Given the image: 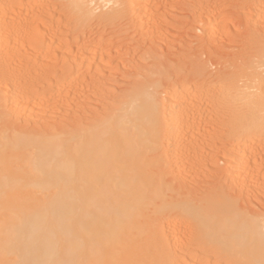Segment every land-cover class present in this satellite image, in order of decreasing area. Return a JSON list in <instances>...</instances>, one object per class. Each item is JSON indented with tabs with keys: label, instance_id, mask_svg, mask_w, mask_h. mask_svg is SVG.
<instances>
[{
	"label": "bare ground",
	"instance_id": "obj_1",
	"mask_svg": "<svg viewBox=\"0 0 264 264\" xmlns=\"http://www.w3.org/2000/svg\"><path fill=\"white\" fill-rule=\"evenodd\" d=\"M103 1L105 4L104 6L103 3H100V5H102L100 6L98 5L99 2H94L93 0H67V2L72 5V7L68 9L73 8L75 14L73 15L76 23H73V25L83 24V27L79 26L81 28H78L80 32L87 24V28L91 27V25L89 26L91 22H95L96 24V21L98 23V20H102L111 13H113L114 16L117 15V18L119 16L124 18L123 14L127 13V10L131 9L132 11L135 5L141 8V5L143 6V4L146 5L148 3V0ZM64 2L65 1H63V4ZM67 2H65V4ZM18 3L19 2L16 1L15 4L18 5ZM1 5L3 6V4ZM19 5L20 8H18V6V10H16V13L19 15L14 14L15 12L11 10L13 8H9L10 5L6 6L7 10L3 7V12L6 11L8 13L5 12L3 13L4 15L1 16L2 11H0L1 42L10 41L9 43H13L11 40L16 37L15 35L20 34L19 32L23 30L22 28L24 26L28 27L27 22L23 20L24 18H21L22 15L20 13L21 11L24 12L25 8L28 6L23 0H21ZM14 6L16 5L11 7ZM105 8H107V10H104ZM68 9L67 11H70ZM143 9H145L144 6ZM10 11H12L14 16H12ZM141 13L144 16L146 12L143 13L141 9ZM133 14L136 13L134 12ZM73 15L72 12L71 14H67V19ZM26 19L28 21V17ZM92 25H94V23H92ZM71 27L70 29L73 28ZM213 30L215 31L216 29ZM219 30L220 29H218V31ZM75 31L77 32V30ZM37 32L38 31L31 30L23 36L27 39L33 38ZM20 35L18 37H20ZM17 39L20 40L19 38ZM15 44L19 46L17 41ZM9 46L10 44H8V48ZM2 47H0V49ZM5 48L6 47L0 50V56H3L2 59L0 57V88L4 90L3 93H8L6 96L12 95V97H14L17 103H14L16 104L14 107L19 109L25 107L29 102H34L36 97L38 98L36 90L39 88L36 89L37 84L35 88L33 85V87L29 85V83L33 84L34 81L29 80L30 82H28L27 79L24 78L25 73L23 75L21 71L17 70V68L20 67L16 68L18 64L14 65L15 61H12V59H10V57L8 58V55L3 52ZM19 49H21V47ZM19 49H17L19 51L18 53L23 52V49L21 52ZM10 51L13 52L14 50ZM15 53L17 52L15 51ZM256 53H258V55L255 54L247 58L245 64L241 66L242 68L239 67L241 69L236 73L237 78H243L245 81H254L253 83H257L258 86L262 87L253 97L249 98L250 95H247L248 99L244 102L241 111L237 109L239 113L236 115V122L239 123L241 127H247L252 130L257 129L259 126H264V79L259 73H251V69H249L250 72L248 73L247 68L255 66H253V59H258L257 67L260 65L264 66V44L259 47ZM16 55L18 58L19 54ZM15 57L16 56L13 58ZM192 58L193 60L188 61V59H186V61L193 62L194 57ZM196 58L199 60V56ZM182 59L185 60L184 57ZM197 59L195 60L197 61ZM15 60H17L16 63H19L18 59ZM67 60L70 63L72 62L70 61L71 58ZM89 60L92 59L89 57ZM179 60L181 61L180 58ZM186 61H184L183 64H185ZM74 62H76V59L73 60L72 64ZM160 62L159 64L155 63L158 67L157 69L154 65L151 66L153 68L155 67L152 73L162 75L164 72L168 71H166V69L170 68L169 65H174V60L173 62L167 63ZM192 62L188 64L192 65ZM217 62L218 64L220 63L216 60L215 63ZM187 63L185 65H187ZM36 64L37 63L34 64L35 67H38ZM183 64L180 66L177 64L178 68L176 69L184 70V68L186 69L188 67V65L185 66ZM69 66L71 67L72 65ZM84 66H86V63L83 67ZM193 66H195L194 69H208V64L202 61L197 62V64ZM256 66L255 68H257ZM29 67L27 69H29ZM66 67H63V69H65L64 71H66ZM151 67L149 65V68ZM61 68L62 67H60V71H62ZM255 68L253 69L254 72L257 70H255ZM194 69H191L193 71V76L195 75ZM143 70L144 69H142V72H144ZM182 70H180L182 73L178 72L181 76H183L182 74L184 73L183 77H185L187 73ZM258 70L260 69L258 68ZM64 71L61 73L66 74ZM187 71H190V69ZM18 72H20V74ZM261 72L263 73V71ZM34 73L35 71L32 72L33 75ZM43 73L39 74L42 75ZM145 73H147L148 76ZM145 73L143 78L141 74L138 73L140 76L137 74L138 79H136V81L138 82L132 87L133 89H128L127 93L123 97L121 96L120 102L112 104V107L114 105L115 107H110L109 105H111V103L107 102L110 104H106V109L103 111L99 108L101 114L96 113L97 115H95L97 118L95 120L84 122L82 140L68 150L64 149L61 142L55 139L59 134L56 136L53 135L55 136L54 138L51 136L37 138L36 135L26 133L27 131H16L13 130L11 126H3L0 123V264H188L187 259L183 257V253L180 252L182 255L179 253V256L183 258L177 255L178 252L175 253V249L177 251L179 250L177 249L178 247H174L173 243L182 247L185 246L184 248L181 247L182 251L187 248L189 243L191 246L194 243L193 246H197L199 249L200 245L208 243L206 246L204 244V248L211 250L215 249V252H218L219 256L223 254V256L221 255V260L223 259L222 257L225 256L224 264H264V213L260 214L256 211H250V205L249 211L238 210V202H236V205L233 199L237 200V195L240 194V192L242 194L243 191H240L237 195L234 194L236 196L235 198L232 196L233 199H229L227 195L225 196V193L224 195L220 193L221 190L224 192V189L220 187V192L214 190L209 193L210 191H208L205 196L203 195V198L201 196V202L204 203L201 205L206 206V203L208 205L205 209L204 207H202V209L200 207H190L188 206L190 204L187 206L184 205L182 209L184 212H187L190 217V220H188L189 218H185L189 221V225L186 226L188 222L186 224L183 222L186 226L185 229L182 228L184 233H181V227H179L180 229L177 227L178 221L176 217L179 215H173L177 223L174 222V218L172 219L169 217L168 212L166 213L167 207L169 208L170 206H165L161 202H156L155 198L151 199L150 194L155 182L154 176L157 173L156 169L158 166H161L158 164L162 156V153L160 154V150H162L161 147L165 146L163 144L164 139L168 138L171 141L170 145L168 144L170 149H167V151H170V155L169 152L168 154L164 153L166 154L165 157L167 155L168 158L172 156L170 158L171 160L174 158V155L178 160L183 154L181 148L183 147L182 144L188 139V134H191V132H193L192 130H194L196 126V128L199 126L197 125V115L199 113L198 111L201 110L199 109L201 106L196 96L197 94L189 93L188 89L185 90V88L183 89L180 87L181 84L179 85L180 88L177 89L169 85L173 88L172 92L170 91L171 89H166L168 83L173 85L177 83H172L170 81L167 83L166 79L164 80L167 86L164 85L163 82L162 86H165V92L170 91L171 93L169 96L167 95V98H164L165 95L162 96V93H159L162 81L159 80L160 76L152 77L149 76L148 71ZM21 74L24 76V80L21 79ZM39 74H37L38 78L40 77ZM51 74L52 73H50L49 76H51ZM45 75L48 77L47 73ZM45 75H42V77ZM66 75H68V73ZM92 75L93 81L94 75ZM31 76L30 74V77ZM60 76L61 74L59 77ZM28 77L29 76L26 78ZM45 77H43V79ZM56 77V79L59 80L58 76ZM96 77L97 76H95V80ZM101 77L102 76H100V78ZM183 77L181 83L185 84L186 81L183 82ZM38 78H36L35 81L41 80ZM68 78L65 79L64 76V79L67 81ZM45 79V82L47 81L45 83L46 86H51L53 84L51 81V84L47 85L50 78ZM194 79L196 80V78ZM95 80L93 82H95ZM195 80L191 81L190 79V82H194ZM175 81L180 83L179 80ZM41 82L44 83L43 80H41ZM55 82H57V80ZM187 82H189V80ZM65 83L67 84L68 82ZM65 83L62 81V84ZM99 83L97 84L98 86ZM102 84L103 85H100L98 88L104 87L103 82ZM58 86L60 89L63 85ZM187 87L189 88V86ZM64 88L65 87H63V89ZM41 89H44L43 86ZM102 90H100L101 95L102 92H105ZM190 90L189 88V91ZM162 91L164 92V90ZM40 92L41 91H39V94ZM119 94L122 95L123 93ZM111 96H113V99H116V97L110 93V97ZM103 97L106 98L104 93ZM6 98H8L9 101L11 96H7ZM104 100H102V103ZM110 101L113 102V100ZM12 105L9 106L11 107ZM103 106L104 104L101 108H104ZM107 106L112 109H108ZM11 108H13V106ZM99 110L98 112H100ZM12 111L15 110L13 109ZM95 115L93 118H95ZM6 122L7 121H5V123ZM198 129L196 130L198 131ZM34 133L36 134V132ZM65 138L69 137L65 136ZM204 139L205 138H203V140ZM243 141L244 139L240 141L242 144L237 148H235L236 146H233L234 148L231 147L232 151L230 156L232 158L230 159L231 164L229 166L231 171L227 169L231 174L238 176V178L239 176L241 177L242 174L248 177V170L251 169L252 162V166H254L255 162L253 159L256 157H251L253 156L252 153L249 152L251 150H248L249 147L245 144L246 141ZM204 142L205 141H203L202 146H204ZM167 143L168 141L166 142V146ZM190 145L194 147V143ZM193 150L198 149L194 147ZM186 151L184 153H186ZM228 152L230 151L228 150ZM155 153L157 155L152 156ZM168 158L166 159L168 160ZM177 162L179 163L182 161H176V164ZM168 163L170 164V162ZM170 165L174 166L173 163ZM240 180L243 179L241 178ZM176 185H174L175 188ZM235 187L236 186H234V188ZM213 189L215 188L213 187ZM176 192L178 191L176 190ZM228 192L230 195V191ZM231 193L233 195V192ZM153 194H158V191H153ZM196 194H200V192ZM192 195L195 194L192 193ZM196 196L197 195H195V197ZM174 202L176 203V201ZM243 204H245L244 200ZM243 208L248 209V207L245 206ZM259 210L257 209V211ZM179 221L181 220L179 219ZM203 239L204 242L202 241ZM189 247L185 253H189ZM207 249H203L202 251ZM208 253L205 254L210 256ZM213 256L216 257L215 254ZM214 259H212V261L208 260L209 263L212 262L211 264H214L219 258H217L216 261ZM216 263L218 264V262Z\"/></svg>",
	"mask_w": 264,
	"mask_h": 264
},
{
	"label": "rangeland",
	"instance_id": "obj_2",
	"mask_svg": "<svg viewBox=\"0 0 264 264\" xmlns=\"http://www.w3.org/2000/svg\"><path fill=\"white\" fill-rule=\"evenodd\" d=\"M16 1L19 2L18 5L15 4ZM23 1H25V4L28 7L26 6L27 8H25V11H21L20 13L22 15L21 18H24L23 20L27 22L28 27L24 26L22 28L24 31L21 30L19 32L21 35H15L21 41L14 37V39L11 40L13 43H9L10 41H2V43V37H0V47H2L4 44L6 45L2 47H6L3 49V52L8 55V58L10 57L12 61H15L14 65H19L16 66V68L20 67L17 68L18 71H21L23 75L25 73V77L21 74V79L24 77L28 82H30L29 80L34 81L33 84L29 83V85H33L34 88L37 84L38 87L36 86V89H39L35 90L37 91L38 98L36 97L34 99L35 103L29 102L30 105L27 104L29 106L25 105V107L18 109L17 107H14L17 104L14 97L10 95L11 98H9L8 101V98L6 97L10 96H6L8 93L6 91V94L3 93L4 90L0 88V123L3 126L9 125L13 130L16 131H27L26 133L36 135L37 138L44 136H51L54 138L57 134H59L55 139L61 142L64 149L68 150L70 147L82 140L83 123L90 120L93 121V119L95 120L97 118L96 115L99 113L101 114L100 110L102 109L103 111L106 109V104L109 105L111 103L109 106L112 107V104L120 102L121 96L123 97L127 93L128 89H133L132 87H134L135 83L138 82L136 79H138L139 74H141V77L143 78L144 73L148 71L149 76L157 77L159 75L158 73H152L155 70V67L156 69L158 68L156 64H159L160 61L167 63L173 62L174 60L173 66H175V63L176 66L173 67L169 65V63L168 65L170 68L166 69V71H168L164 72L162 75H159V80H162L160 84L161 89L159 87V93H162V96L165 95L164 98H167L172 92L173 88L177 89L181 87L183 89L185 88V90L188 89L189 93L197 94L196 96L201 106L199 108L201 110L198 111L199 113L197 115V119L199 120H197V125H199L198 128L200 129L196 128V126L195 129L192 130L193 132L188 134V139H186V141L183 143L184 145L182 144L184 148H181L183 154L180 158L182 159L185 157L182 160L180 158L177 160V158L173 155L174 158L171 159V162L170 158L172 156L168 158L167 155L165 157L168 152L170 155V151H167V149L169 148L171 141L168 138H166L168 140L164 139L163 144L165 146L161 147L162 150H160V154L162 153V156L158 164L161 166H158L156 169L157 173L154 176L155 182L153 188L151 187V199L155 198L156 202H161L165 206H170L169 208L167 207L166 213L168 212L169 217L172 219L174 218V222L177 223L178 221V225L182 224L180 226L177 225L178 229L181 227V233H184L182 228L185 229L186 226L189 225L188 220H190V217L188 216L189 214L184 212L182 207L184 205L187 206L190 204L188 205L190 207H200L201 209L204 207L205 209L208 205L207 203L206 206L201 205L204 203L201 202L200 198L201 196L203 198V195L205 196L206 192L208 193V191L211 193L214 190L218 192L219 190L224 189V192H222V190L219 192L223 195L225 193V196L227 195L229 199L235 198L236 196L234 194L237 195L240 191H243L242 194L240 192V194H238L239 196L237 195V200L233 199L235 203L238 202V205L236 203L238 210L249 211L251 206L250 211H256L260 214L264 213V126H259L257 129L252 130L248 129L247 127L243 128L239 125V123L236 122V115L239 113L238 110H242L244 102L246 99H248L247 95H250L249 98H251L256 92H259L262 89V87L258 86L257 83H253L254 81H245L243 78H237L236 73H238L239 69L242 68L241 66L245 64L247 58L255 54L258 55L256 52H258L259 47L264 44V0H148V3L146 2L148 5L146 3V5L143 4L145 9H143L142 5L141 8H138V5H135L132 8V11L130 9L127 10V13L123 14L124 18H122V16L117 18V15L114 16L113 13H111L102 20H98V23L96 21V24L95 22H91V24H89L91 27L87 28V24L85 28H82L81 32L79 29L83 27V24L73 25V23H76L74 20L75 14L73 8L68 9L72 7V5H70L67 0ZM63 1L67 3L65 4L64 2L63 4ZM93 1L99 2L98 5H100V3H103V6L105 5L103 0H101L103 2L100 0ZM0 2V11H2L1 16L6 12H3V10L4 8L7 10V5H10V9L13 8L11 10L15 12L14 14L19 15L16 13V10L20 8L19 4L21 0H1ZM1 4H3V6ZM12 4L16 5L14 6L16 9L11 7L13 6ZM67 9L70 11H67ZM141 9L143 13L146 12L144 13V16L141 13ZM104 10H107V8ZM12 11H10V13H12ZM68 12L70 14L72 12V15L74 14L73 16H70L72 18L68 17L67 19V14H69ZM134 12L136 14H133ZM12 16H14L13 13ZM26 16L28 17V21ZM92 23H94V25H92ZM69 26L72 29H70ZM74 29L77 30V32ZM213 29L216 30L214 31ZM218 29H220L221 32L220 30L218 31ZM31 30L38 32L33 38H25L23 35H26ZM19 35L20 37H18ZM16 41L19 43V46L15 44ZM8 44H10V49L8 48ZM17 47H21V49ZM17 49H19L20 52L23 49V52L18 53L19 51ZM10 50L14 51L11 52ZM15 51L17 53H15ZM16 54H19L18 58ZM12 56L16 57L13 58ZM198 56L199 60L196 58ZM0 57L2 59L3 56ZM62 57L63 59L65 57L66 58L63 60ZM89 57L94 61L89 60ZM183 57L185 60L182 59ZM192 57H194V61H190L192 62V65H189L191 63L188 61L193 60ZM68 58H71L70 61L72 62L76 59V62L72 64V62H68ZM179 58L181 61H186V59H188V61L185 62V64L187 62L189 63H187L188 67L186 69H176L178 68V65L180 66L184 63V61L181 62ZM15 59H18L19 63H16L17 60ZM195 59H197V61ZM216 60L220 63H215ZM257 60L258 59H253V66H258ZM199 61L207 63L208 69H194L195 66L193 65L197 64ZM35 63H37L36 66L38 67H35ZM83 63H86V66L83 67ZM69 65L72 66L70 67ZM149 65L150 67L153 65L155 67L149 68ZM145 66L148 67L146 68ZM255 66L248 67L247 72L249 73V69H251V73H259L264 79V66H256L257 68H255ZM28 67L29 69H27ZM60 67H62V71H60ZM63 67H66V71H64L65 69H63ZM254 68L255 70L257 69L255 72L253 71ZM258 68L260 70H258ZM142 69H144V72H142ZM189 69L190 71H187ZM191 69H194V76ZM180 70L187 73V75L183 77V73V76H181L180 73L182 72ZM31 71H35L34 75ZM63 71L66 72V74L68 73V75L61 73ZM261 71H263V73ZM38 72H44L45 74L47 73L48 77L44 73L42 74L46 76L43 77L48 79L50 78L47 85L51 84L52 81V83L57 87L53 84V86H46V79L44 78V80L42 75ZM18 73L20 74V72ZM50 73H52L51 76H49ZM58 73L59 75L61 74L60 77ZM30 74L33 77H30ZM37 74H39V78ZM145 74L147 75V73ZM26 75L29 77L26 78ZM63 75L65 76V79L69 77L68 81L64 79ZM91 75L93 76V81L95 80V76H97L95 80L96 83L92 81ZM178 75L181 77L179 78ZM56 76H58L59 80L56 79ZM100 76L102 77L100 78ZM182 77L184 80L183 82L186 81L185 84L181 83ZM193 77L196 78V80ZM36 78L43 80L44 83L38 79V81H35ZM98 79H102L101 81L104 83V87L102 86L101 88H104L103 90L105 92H102V95L100 91L102 89L98 87L103 84ZM164 79H166L167 83L168 81L177 83H174L175 85L171 83L167 84ZM186 79H188L189 82H187L188 80ZM190 79L191 81H195L190 82ZM56 80L57 82H55ZM175 80H179L180 83ZM62 81L63 83L68 82V85L66 83L62 84ZM97 82H100L99 86L97 85ZM162 82L164 85H168H166V89H171V92H165L166 89L165 86H162ZM180 84L181 86L179 87ZM58 85L62 86L60 87L62 90L59 89ZM169 85H172L171 87L173 88H171ZM184 85L186 87L189 86L191 90L189 91V88H186ZM42 86L44 89H41ZM63 87L65 88L63 89ZM105 89H108L107 91H111L107 92ZM162 90H164V92ZM39 91H41L40 94ZM103 93L106 98L103 97ZM110 93L113 94L116 99H113V96L110 97ZM119 93L123 94L121 95ZM102 100L106 102L103 101L102 103ZM110 100H113V102ZM103 104L104 108H101ZM9 105H12L13 108H11L12 106L10 107ZM110 107L107 106L108 109ZM113 107H115V105ZM13 109L15 111H12ZM98 110L100 112H98ZM94 115L95 118H93ZM5 121L7 122L5 123ZM196 129H198V131ZM33 131L36 132V134ZM65 136L69 138H65ZM203 138L205 139L203 140ZM243 139L246 141L245 144L249 147L248 150H251L249 151L253 155L251 157H256L253 159L255 162L254 166H252V162L250 167L251 169L248 170V177L247 175L245 176L242 174V176H239L238 178V176L229 172L231 171L229 167L231 164L230 159L232 158L230 156L232 151L231 147L236 146L235 148H237L240 144H242L240 141ZM165 141H168L167 146ZM203 141H205L204 143L206 144H204V146H202ZM193 143L195 149L198 150H193L194 147L190 145ZM228 150L230 152H228ZM185 151L187 154L184 153ZM156 155L157 154L155 153L152 156ZM166 158H168L170 161H168ZM165 159L170 162V164L173 163L174 166H171ZM179 160L182 161L179 162L181 164L178 162L176 164V161ZM227 169H229V171ZM241 178L243 180H240ZM174 185H176V188ZM234 186L236 187L234 188ZM213 187L215 189H213ZM176 190L178 192H176ZM183 190H186L187 192L185 191L184 193ZM153 191H158V194H153ZM228 191H230V195ZM191 192L197 196L195 197V195H192ZM199 192L200 194H196ZM231 192H233V195ZM232 196L234 197L232 198ZM243 200L245 204H243ZM174 201H176L178 204H176ZM243 205L248 207V209H244ZM257 209H260L262 212L260 210L257 211ZM173 215L177 216V221ZM185 218L189 219L186 220ZM179 219L182 222L179 221ZM183 222H185V224L187 222L188 223L185 226ZM202 241L204 242V239ZM204 244L205 246L208 245V243H203V245H200V249H202V247L203 249H207L204 248ZM173 245L175 248L178 247L177 249L179 251H177L175 248L173 249H175L176 252L173 249L172 250L175 253L178 252V256L180 252L183 253V257L184 259H187L188 264H211L212 262L209 263L208 260L212 261L214 258L215 261L217 258H219L216 262H218V264H222L225 260V256L222 257L223 261L221 260V255L223 256V254L219 256L218 252H215V249H207L202 251L203 249L200 250L199 247L193 246L194 243L192 244L193 247L189 243L187 248L183 249L184 251H182V246L176 243H173ZM188 247L190 251L189 253H185L187 252L186 250ZM211 252H213L216 257L213 256L214 254ZM205 253L210 254V256L206 255ZM216 262H214V264Z\"/></svg>",
	"mask_w": 264,
	"mask_h": 264
}]
</instances>
